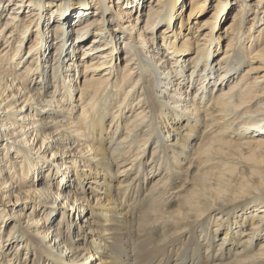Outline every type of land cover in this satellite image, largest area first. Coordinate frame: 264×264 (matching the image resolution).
Masks as SVG:
<instances>
[{"label":"bare ground","instance_id":"1","mask_svg":"<svg viewBox=\"0 0 264 264\" xmlns=\"http://www.w3.org/2000/svg\"><path fill=\"white\" fill-rule=\"evenodd\" d=\"M0 52V110L3 102L7 113L0 127L20 126L11 137L31 136L45 150L58 149L50 162L24 145L5 143L0 150V226L9 215L13 219L4 235L0 229L3 264L17 263L19 245L27 244L36 251L33 264H264V181L234 195L230 182L233 170L245 163L253 172L255 150L264 149V0H0ZM66 101L80 107L75 120L67 119ZM15 107L27 110L21 125L8 122ZM83 118H90L85 126L105 150L69 140L67 134L83 132ZM62 143L69 145L62 149ZM90 148L101 163L85 168L92 175L83 167L93 160ZM193 160L220 166L214 176L206 172L204 185L187 192L165 216L154 207L159 188L186 175ZM70 163L76 168L71 173ZM52 169L74 173L79 187L59 172L57 188H50ZM14 170L33 186L14 191ZM116 172L122 175L113 184L110 175ZM86 182L88 197L71 193ZM96 190L102 195L91 207H99L106 219L97 228L87 216L85 226L97 237L82 236L79 216L70 220V211L63 210L57 220L69 228L70 240H64L47 211L56 213L52 204L62 199L63 208L91 213L87 203ZM250 193H259L260 203L249 196L225 204ZM31 202L39 208L29 207ZM14 205L49 217L8 214ZM169 227L170 237L152 245L153 234L159 228L166 234ZM239 227L243 232L236 240ZM88 241L107 247L106 259L89 262L96 255Z\"/></svg>","mask_w":264,"mask_h":264},{"label":"rangeland","instance_id":"2","mask_svg":"<svg viewBox=\"0 0 264 264\" xmlns=\"http://www.w3.org/2000/svg\"><path fill=\"white\" fill-rule=\"evenodd\" d=\"M113 2L115 3L116 0H113ZM123 24L126 25V22L124 21ZM1 60H3V61H1ZM3 63H4V58L3 57H0V65H3ZM18 68H20V67H17L14 70L7 69L6 71H9V73H13V72L15 73V72H17V69ZM78 68H79V71L77 72V74H78L77 75V79L80 82L78 81V83H76V84L78 86H80L79 83H82L81 82L82 81L81 77H82L83 74L81 73V70H80L81 69V66H79ZM132 81H133V79H132ZM216 90L217 89H215L214 92H216ZM74 92H75L74 95L76 96L78 94V91H74ZM46 93L47 92H45L43 95L45 96ZM209 97L210 96H208V97L206 96V99L204 100V104L208 102L207 100H209ZM19 100H21V98H19ZM19 100H17V101H19ZM74 100H75V98H74ZM79 103H80V101H78V104ZM1 104H2L1 106L4 107V108H2L0 110V114H1L0 115V122L2 121L3 118H6L7 117V113H4L2 111L4 109H6V106L4 105L3 102ZM66 105H67L69 111L71 112L70 114H67L66 113V116H68L67 119L69 121L70 120H75V117L78 116V115H80V107L74 106V107L71 108L69 102H67ZM16 107L13 109L12 113L9 114V116H8L7 119H8V122L9 123H16V124L21 125L22 123H21V120L19 118L25 112H27V110L25 111L23 109V111L15 112ZM111 108H112V106H110V107L107 108L108 113H106V114L108 116H109V111H111ZM92 112L93 111H91L88 108L86 114L91 116V113ZM83 119H85L84 120L85 122L82 123V125L79 127L80 129L83 130V132L80 133L79 135H75V134H71V133L70 134H67V137H69V140H75L76 139L75 141L79 142L80 145H82V143H83V146L91 144L89 146L95 147L96 150H99V149H104L105 150V143H103L102 141H100L97 138V135L95 134V132L93 130H91V127L90 126H85L87 123L90 124V118H88V119L83 118ZM107 123H108V121L105 123V126H107ZM20 128L21 127L19 126L17 128H12L11 129L10 124H8L6 128L0 127V150H1V148L4 145H6L5 143H7L8 145L13 144L14 146H22V145H24L27 148L32 147V151H31V154L32 155H35V156H37L38 158H40L42 160H45V162L52 161V157H53V153H52L53 151L52 150H56L57 149L55 146L49 148L48 150H45V148H43V146H42V148L39 146L40 139H38V138L33 139L31 136L26 137V138L25 137H22V136H17L16 137V135H14V137H11V134H9L10 131H18ZM73 128H76V127H73ZM87 135H88V137H87ZM116 136H119V135H116ZM17 139H19L20 141L19 142L16 141V143H13L12 140H17ZM206 139H208L207 136L204 137L203 141H205ZM87 140H89V141H87ZM67 145H69V143H62L61 148L63 149ZM21 148L22 147H19V149H21ZM33 148H37V149H33ZM93 150L94 149L90 148L89 150L86 151L87 153H89V152L91 153V156L93 157V160L92 161H89V162H84L85 163V165L83 166L84 169L86 167H89V168L90 167L93 168L95 166L97 167V165L101 164L97 160L98 157H100L99 156V153H93ZM2 151H0V152L2 153ZM244 153L245 152L243 151V155L246 156L247 153H245V154ZM254 154H255V156H254L253 161H254V165L255 166L253 167V169H254L253 172H251L252 167L249 165V163L248 164L245 163V165H242V166L237 167L231 173V175H230V182L232 184V189H231L232 195H234L236 192H239L240 189H242V188H246L248 186L254 187V188H259V186L262 185V181H264L261 178V176H263V174H264V156H263L264 155V149H256ZM56 156H58V155H56ZM127 164H128V162L127 163H124V165L121 166V169L123 167H125ZM202 164L203 163H201V161L193 160L190 168L188 169V172L186 173V175L180 176L181 178H177L176 180H173V182L171 183V187L170 188H167V189L159 188L160 191H159L158 195L156 196V198H159V199H156V203L154 204V207L157 208L158 210H160L161 212H163L165 214V216H167V214L169 212L175 210L179 206L181 199L183 198V196L187 192H192L194 190V188H196L197 186L204 185L203 179H201V178H202V176L206 172H208L209 176L211 175L210 173H212V176H214V173L213 172L216 169H218V167L220 166L219 165V162H217L215 160L208 161L203 166H202ZM68 165L69 166L66 167L68 169L67 171H69L71 173V169L75 168V163H70ZM114 168H115V166L113 165L112 166V169H114ZM44 170H46V168ZM61 170L63 171V169H61ZM85 170L90 175H92L94 173L91 170H87V169H85ZM51 172H52V175L53 176L51 177V175L48 174L47 177H50V178L48 180H46V181L47 182L50 181L49 182L50 188L56 189L57 188V184H58V177H59L58 174H56V173H59L60 171L59 170H56V169H52ZM64 172L66 173V175L63 176V177H65V179H67V184H72V186L75 187V188H77V186L79 187L77 181L73 179V177L75 178L74 173L69 174V172H68V174H67L66 171H64ZM64 172H60V173L63 174ZM115 175H117V177H114L113 174L110 175V180L112 181L113 184H115L117 182L118 178L122 174L116 172ZM243 175L245 176L244 179H242V177H241ZM42 176H44V173H42ZM11 177H12V180H18L17 183H15L13 185L14 186L13 187V190L14 191L27 190V189H29V187H32L33 186V184H32L31 181H24V179L26 178V177H24V174L20 178L19 174L15 170L11 173ZM14 177H15V179H14ZM90 177H88L87 179H89ZM101 178H99V179H101ZM149 181H150V179L146 183H144V185L142 186V188L140 190V195H142V193H144V191H146V189L148 188V182ZM35 182H36V184H38L37 181H35ZM96 184L99 185V183H97V182H96ZM88 186H89V182L88 183L86 182V183H84V186H81V188L78 189V190H76V192H72L71 191V193H73V195H76L78 197H81V196L88 197L89 194H90L89 191H91V190L88 189ZM181 186L183 187V189L181 191H178V188H180ZM211 186H213V184ZM82 187L84 189L83 191H81ZM241 192H243V191H241ZM93 194H95V195H93L94 197H92V199L90 200V202L87 203L88 205H90L88 208H90V209L93 210V212H91V213H89V211H87V210L86 211L83 210V212H81V211L76 212L77 209L74 211L71 208L70 209L63 208L62 207V205H63L62 199L56 200V203L54 201V204H52L53 206H55V208L57 210L56 213L50 212V210H48L47 213L52 214L50 219L52 220V222L54 224H58V220L57 219L59 218L58 217V214L60 213L59 211H63V210L70 211V213H68V216H69L70 220L71 219H74L73 217H75V216L76 217L79 216V220H78L79 223L77 224V226H78V228H80V232L82 233V236H86L88 240H90V239L91 240H94L95 239V235L97 237V233L94 232V233H92V236H90V233L87 231V227L85 226V223L87 225V222H85V221H87V216L90 217L89 219L91 221L95 222L92 225L95 226V227H97V228H101V224L103 223V221L106 218L103 215L104 212H102L99 207H96V209H93L91 207V204L94 202L95 196L102 195L101 192L99 190H96V191L93 192ZM254 194H256V195H254ZM258 195H260V194L259 193H250V194H247V195L244 194V195L239 196L237 199H233L232 201L226 202L225 204L230 206L231 203H241V202H243L244 199L249 198V196H257L256 201H254V202L257 203L260 200V197ZM26 203L27 202L25 200H21L19 202L20 205H26ZM258 203H260V202H258ZM28 204H29V207H31V208H39V206H34V204L32 202L31 203H28ZM55 204H57V205H55ZM14 207H15L14 209H10V211H8V214L10 212L12 214V211H17L19 213H21L22 211L24 212V210L21 209V208L19 209V207H17V205H14ZM61 207H62V209H61ZM229 209H231V207ZM24 213L26 215H29L32 218H40V217H43L44 216L43 218L44 219H47V217H49V215H47L45 212L44 213L39 212V211L38 212L37 211L31 212V209L30 208L29 209H26ZM142 214H143V209L138 210L135 213V215H134L135 221H139L142 218ZM240 214L242 215L243 214V211H241L239 213V216H240ZM8 217H10V219H7L6 218V221L3 224V226L2 227L0 226V229L3 230L2 231V235H4L7 232L8 227L12 223L11 221H13L11 215H9ZM208 217L212 220V218L210 216H208ZM23 220H25V218H23ZM158 223H160V221H158ZM58 225H60L59 226V232L61 234V237L64 238V240H66V241L70 240L69 237H68L69 228H67L66 225L63 224V222L62 223H59ZM134 226L133 227L131 226V231H132L130 233L131 234L130 235L131 238L132 237L134 238V229H135ZM158 226H160V224H158ZM76 229H77V227H76ZM169 229L171 231H169ZM244 229H245V225H244ZM39 230H41V229H39ZM238 231H239V233L236 236V240H238L242 236L240 234H241V232H243V231H241V228L240 227L238 228ZM31 232L34 233L35 231L32 229ZM172 232H173V227H169L166 230V234L161 233V230L159 228L157 230V232H155L153 234L155 239H154L152 245H156L158 243L160 244V242L163 241L162 239H165L164 236L165 235L166 236L169 235L168 237H170V233H172ZM75 234H76V232L75 233H72L71 234V237L72 238L75 237ZM220 234H221V231L218 232V234H217V236L215 238V243H217V241L219 240L218 239V236H220ZM99 238L100 237L98 236V239ZM4 239H6V238L4 237ZM5 242H6V240H5ZM257 243H258V240L255 241V244H254V247H253L254 249L256 248ZM7 244H4L2 246L5 247V246H7ZM86 247H90V249L93 250V254L96 255V257L93 256V258H90L89 259V262L94 263V261H98L99 262V261H102L103 259H106L105 257L102 256V254H104V253H106L108 251V248L105 247L104 245H99L98 243L93 244V243H91V241H88V243H86ZM98 248H100V249H98ZM34 249L35 248L32 245H29V244H27L26 247H25V245L22 246V247H20V245H19L18 251L20 253V255H19L20 258H17L19 261L17 263H14V264H33V259H34L35 254H36V251ZM0 253H1V249H0ZM2 260H4V254H0V264H3L4 263V261H2ZM61 260L63 262H66L62 258H61ZM42 262H43V264H52V261L51 260L50 261H46V262L45 261H42ZM253 264H262V262H255Z\"/></svg>","mask_w":264,"mask_h":264}]
</instances>
